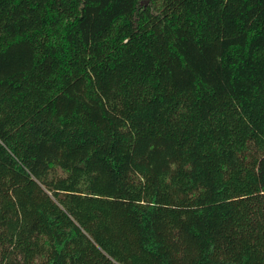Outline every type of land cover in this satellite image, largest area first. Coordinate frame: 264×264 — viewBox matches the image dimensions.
<instances>
[{
  "label": "trees",
  "instance_id": "16d2710c",
  "mask_svg": "<svg viewBox=\"0 0 264 264\" xmlns=\"http://www.w3.org/2000/svg\"><path fill=\"white\" fill-rule=\"evenodd\" d=\"M0 264H264V0H0Z\"/></svg>",
  "mask_w": 264,
  "mask_h": 264
}]
</instances>
